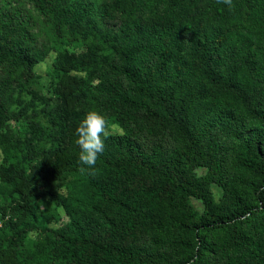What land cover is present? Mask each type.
Here are the masks:
<instances>
[{"label": "trees", "instance_id": "obj_1", "mask_svg": "<svg viewBox=\"0 0 264 264\" xmlns=\"http://www.w3.org/2000/svg\"><path fill=\"white\" fill-rule=\"evenodd\" d=\"M28 2L54 38L101 35L113 55L58 57L56 90L66 108L54 121L60 140L39 157L17 139L29 166L0 163V208L2 194L16 202L15 219L0 229V264L36 261L24 253L31 235L43 263L212 264L216 253L222 264H264V68L257 62L264 0ZM8 3L12 9L0 6V125L12 115L15 85L35 86L47 56ZM77 65L101 77L90 85L70 74ZM109 117L129 136L93 143L87 134ZM248 123L255 130L244 136ZM170 136L179 142L171 150ZM225 143L244 172L226 170ZM212 185L221 189L218 200ZM47 196L66 211V225L38 214Z\"/></svg>", "mask_w": 264, "mask_h": 264}, {"label": "rangeland", "instance_id": "obj_2", "mask_svg": "<svg viewBox=\"0 0 264 264\" xmlns=\"http://www.w3.org/2000/svg\"><path fill=\"white\" fill-rule=\"evenodd\" d=\"M8 2L14 5V8L19 11V17L31 28L33 35L36 37V42L34 43L35 49L47 52V56L35 68L38 83L35 86L16 84L12 92L10 99L12 115L9 121L0 125V163L4 166L5 170L16 167L18 163L25 165L26 168L30 164L29 160H25L23 158L24 155L16 149L15 140L19 139L23 146L31 148L39 157H42L48 150L54 149L60 140L59 129L62 127L56 123L60 121L62 116L66 115V108L62 97L56 90L60 74H62V71L56 67L58 57H64V53L76 57L82 56L85 53L96 52L104 61H109L113 55L112 48L106 43L104 36L98 35L95 39L84 42H70L67 39H56L42 23L39 14L28 0H0V6H3L5 9H12V6ZM258 42L260 46L259 51H262L263 54L258 52L257 62L260 68L263 69L264 36L262 34L259 35ZM70 74L89 79L90 85H93L101 77L97 72H90L85 65L72 67ZM5 77L6 74L0 71V79ZM104 124V129L87 134V137L93 143L101 136L111 133L129 136V133L111 117L107 118ZM254 130L255 126L248 123L243 135L246 136ZM178 144L179 142L174 136H170L166 141V146L169 150L177 148ZM261 146L264 150V136L261 138ZM220 155L225 158V167L229 174L244 172V170L236 168L234 164L232 152L230 151V143L223 144ZM195 172L198 175H202L205 169L198 168ZM72 179L75 183V178L73 177ZM70 182V180L64 182L66 184L63 188L65 194L69 191ZM0 188L2 190L3 186L1 185ZM210 191L216 200L221 197L222 192L217 185H212ZM191 202L198 210H202L203 205L200 200L191 198ZM15 205L16 202L11 200L7 194L1 195L0 229L7 228V222L15 219L16 210L13 208ZM36 209L39 215L51 213L50 221L53 225L62 226L69 222V217L64 208L50 200L49 196L38 202ZM244 229L248 235L254 234L252 226L249 223H245ZM210 238L214 239L215 236L211 235ZM33 240L34 236L31 235L26 240L24 246V253L36 259V261H31L30 264H58L60 261L63 264H73L64 260L50 259L46 263H43L40 258L38 259L39 249L35 247ZM153 246H156V244L153 243ZM209 258L212 264H222L224 261L221 254L209 253Z\"/></svg>", "mask_w": 264, "mask_h": 264}]
</instances>
